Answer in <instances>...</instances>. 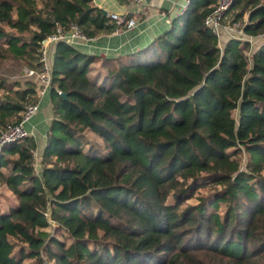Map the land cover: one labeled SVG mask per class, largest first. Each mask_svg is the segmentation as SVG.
<instances>
[{
	"label": "trees",
	"instance_id": "16d2710c",
	"mask_svg": "<svg viewBox=\"0 0 264 264\" xmlns=\"http://www.w3.org/2000/svg\"><path fill=\"white\" fill-rule=\"evenodd\" d=\"M214 8L190 0L141 53L55 45L41 172L32 136L0 151V264H264V43L220 46L203 24ZM233 11L245 33L264 32V0ZM110 21L92 0H0V62L36 68L57 25L91 37ZM2 79L0 131L36 100L33 85ZM50 221L69 245L42 236Z\"/></svg>",
	"mask_w": 264,
	"mask_h": 264
},
{
	"label": "crops",
	"instance_id": "0c3cea01",
	"mask_svg": "<svg viewBox=\"0 0 264 264\" xmlns=\"http://www.w3.org/2000/svg\"><path fill=\"white\" fill-rule=\"evenodd\" d=\"M92 4L106 11L114 28L99 31L86 42L72 40L68 43L86 54L117 58L141 53L140 51L157 36L168 30L172 21L181 13L184 0H142L141 3H133L130 0H92ZM114 12L126 13L127 18L135 20L134 26L128 29L126 23L116 25L110 17V14ZM222 36L223 42H226V36ZM261 44V41L251 42L250 52L255 51ZM52 118L53 109L48 91L40 101L39 112L25 125L36 142L35 168L37 172V168L40 169L41 156L46 144V133Z\"/></svg>",
	"mask_w": 264,
	"mask_h": 264
},
{
	"label": "built area",
	"instance_id": "2783aa9c",
	"mask_svg": "<svg viewBox=\"0 0 264 264\" xmlns=\"http://www.w3.org/2000/svg\"><path fill=\"white\" fill-rule=\"evenodd\" d=\"M133 3H141L142 0H130ZM234 0H215V8L207 14L203 20L206 28L216 34L219 45L223 42V36H226V41L231 38L239 40H247L250 43L253 41H261L264 43V32L256 36L248 35L244 32L243 26L236 22L223 24L222 20L226 16ZM190 0H184L182 11L189 6ZM110 17L115 21L116 25L126 23V28L130 29L134 26L135 20L127 18V14L123 12H114ZM72 40L89 41L91 37L86 36L77 24H70L68 27L57 25L53 33L46 36L39 44L37 49V64L35 67H26L24 69L26 77L36 81V100L25 105L21 120L0 131V151L9 143L18 142L19 140L31 136L29 129L25 125L35 116L40 109V101L42 97L50 90L52 86V63L51 55L54 47L61 41L70 42ZM60 94L61 92L57 90Z\"/></svg>",
	"mask_w": 264,
	"mask_h": 264
},
{
	"label": "rangeland",
	"instance_id": "374dc122",
	"mask_svg": "<svg viewBox=\"0 0 264 264\" xmlns=\"http://www.w3.org/2000/svg\"><path fill=\"white\" fill-rule=\"evenodd\" d=\"M233 17H234V11L231 12V13H227L226 16L222 20L223 24H227V23L232 22V18ZM245 20H246V15H244L236 23H238V24H240L242 26V24L245 22ZM223 45H224V43H221L222 47H223ZM250 51H251V49H250ZM249 54H250V52H249ZM139 59H143L144 61H146V60H153L155 58H150V57L146 58L144 55H142V57H139ZM28 62L29 61H27L26 59H23L21 61H16V60H13V59H5V60L1 61L0 62V77H1L0 79L4 78V79H7L10 82H14L15 81V82L20 83L21 86H24V84H26V85H33L34 87H36L37 86L36 81L26 77L25 72H24V69L29 66ZM91 67L92 68H97V67H99V63L95 62V63L91 64ZM4 79H2V80H4ZM246 160H247V154L244 153L243 154V162H245ZM244 165L245 164H243V167H244ZM37 170H38L39 173L41 172L39 167L37 168ZM208 190H209L208 188L200 189L199 190V194H201V195L202 194H206L208 192ZM2 195L7 196V198H9L11 200L14 199L12 197V195L6 194L5 192ZM194 202H196L195 198H191V199H189L187 201V203H190V204H192ZM0 205H1V208H3L4 206L7 205V201L1 195H0ZM56 228H57L56 223L50 221L49 226L41 230V234L44 237H46V236L50 237V236L53 235V236H55V237H57L59 239L64 240L65 243L67 245H69L72 242V240L70 238H68V236L66 234L63 235L62 232H60V231L57 232L55 230ZM77 249H78V252H79V256L83 257L84 254H85V250L83 248H81L80 246H77ZM202 257L204 259H207L209 256H202ZM43 259L45 261V264H53V261L47 260L46 257H44ZM216 263L217 262L213 261V260L211 262V264H216Z\"/></svg>",
	"mask_w": 264,
	"mask_h": 264
},
{
	"label": "water",
	"instance_id": "95a60500",
	"mask_svg": "<svg viewBox=\"0 0 264 264\" xmlns=\"http://www.w3.org/2000/svg\"><path fill=\"white\" fill-rule=\"evenodd\" d=\"M103 14H104V15H107L106 11H103ZM63 96L65 97V95H63Z\"/></svg>",
	"mask_w": 264,
	"mask_h": 264
}]
</instances>
